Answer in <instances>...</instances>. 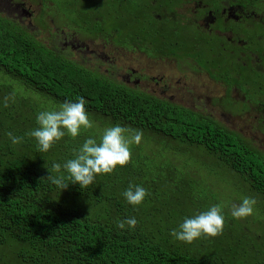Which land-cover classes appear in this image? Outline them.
Returning a JSON list of instances; mask_svg holds the SVG:
<instances>
[{"label": "trees", "instance_id": "16d2710c", "mask_svg": "<svg viewBox=\"0 0 264 264\" xmlns=\"http://www.w3.org/2000/svg\"><path fill=\"white\" fill-rule=\"evenodd\" d=\"M0 70L27 93L45 99L40 101L44 111L84 97L94 123L76 138L66 134L43 153L36 140L25 135L38 127L36 103L31 102L30 116L23 104L5 108L0 96V264H258L264 259V247L255 235L247 239L246 227H234L232 221L221 235L191 244L170 235L185 218L205 211V205L219 204L214 196L219 188L211 194L217 200L198 195L201 169L182 161L183 155L232 172L257 199L254 212L264 218V159L229 130L189 109L63 63L1 18ZM116 124L143 132L141 142L131 146L129 164L97 175L85 189L70 184L60 191L46 179L49 173L55 175L53 163L63 165L86 138L99 142L103 130ZM9 131L24 136V142L12 145ZM144 145L164 149L171 163L189 175L178 180L168 168L149 169L151 152L142 154ZM217 175L208 171L212 180ZM130 183L151 193L141 205L129 204L122 195ZM67 197L85 207L66 205ZM234 200L226 202L230 211ZM130 217L138 221L134 229L117 227L118 221Z\"/></svg>", "mask_w": 264, "mask_h": 264}, {"label": "flooded vegetation", "instance_id": "af4514ba", "mask_svg": "<svg viewBox=\"0 0 264 264\" xmlns=\"http://www.w3.org/2000/svg\"><path fill=\"white\" fill-rule=\"evenodd\" d=\"M61 2L80 24L53 0H0V18L63 63L219 123L264 159V0ZM122 32L136 47L158 38L156 58L118 47L113 34ZM195 53L206 70L195 68Z\"/></svg>", "mask_w": 264, "mask_h": 264}, {"label": "clouds", "instance_id": "9594fccd", "mask_svg": "<svg viewBox=\"0 0 264 264\" xmlns=\"http://www.w3.org/2000/svg\"><path fill=\"white\" fill-rule=\"evenodd\" d=\"M2 99L5 108L9 107L10 101L15 102L14 94L6 95ZM86 103L84 97H76L75 102L65 101L58 109L41 111L36 116L38 127L25 135L34 138L38 151L43 153L48 152L66 134L72 138L78 137L81 129L94 127L86 110ZM6 135L14 146L24 142V136L15 135L11 131ZM142 136L141 130H131L119 124L106 127L99 142L95 138H86L78 150L74 149V158L67 160L63 165L53 163L52 171L55 175L49 173L46 179L60 191L66 190L70 184H79L81 189L88 188L94 183L97 175L112 174L118 165L124 167L129 164L132 158L131 146L138 145ZM122 195L129 204L138 206L151 193L140 185L130 183ZM256 204L255 197L245 196L241 203L232 205L231 216L235 219L252 216ZM223 207L222 203L216 204L207 211L185 218L177 228L171 230L170 235L175 240L187 244L205 236L221 235L226 223ZM137 224V219L130 217L118 221L117 227L123 230L127 225L128 228L134 229Z\"/></svg>", "mask_w": 264, "mask_h": 264}, {"label": "rangeland", "instance_id": "374dc122", "mask_svg": "<svg viewBox=\"0 0 264 264\" xmlns=\"http://www.w3.org/2000/svg\"><path fill=\"white\" fill-rule=\"evenodd\" d=\"M54 2L57 3V8L60 9V12H58V14L60 16H64L65 18L68 17L70 19V23H74L76 22L77 24H80V16L78 15V12L75 11L74 8H70V10L66 7V5L62 4L61 0H53ZM66 1H70L71 3H73L76 6H80V0H66ZM160 1H164V0H160ZM64 2V0H63ZM171 0H166V3H170ZM56 8V10H58ZM57 13V12H56ZM80 13V12H79ZM82 17V16H81ZM136 22V20H135ZM133 28H137V26H132ZM132 33V30L129 31V34ZM124 32H122V35L120 33L118 34H113V38L116 40V45L118 47L124 48L127 51L133 52L132 47L134 46L133 44H131L128 40H125V37L123 36ZM158 38H155L152 40V42H154L153 45H151V47L147 46V45H142L139 47L134 46L137 50L136 52H139L140 54H143L145 57L149 58V59H154L156 58V56L158 55V53L154 52V48H155V44L156 41H158ZM184 41V40H183ZM185 51L188 49L187 46L184 47ZM170 51V50H169ZM173 52V51H172ZM189 53V52H188ZM157 54V55H156ZM190 55V54H189ZM172 56H176L174 53H172ZM186 57L187 53H186ZM191 61H193L195 68H201L205 67V58L203 56H200V53H195L193 54V56L191 55L190 57ZM173 66L175 67L176 70H178V64L176 65L175 62H172ZM180 67H182V69L184 71L188 70L184 67V63H181L179 65V69ZM193 67V66H192ZM181 70V69H180ZM206 70V67H205ZM212 76L216 79H219L220 76L216 73H213ZM18 80L13 79L12 77H10L9 75H7L5 72L0 70V96L4 97L6 95H13L15 96V102H9V106H15L17 109L20 108V105L23 104L24 105V109L26 111L25 114H28L31 116L32 111H31V102L33 101V104L36 103L37 108L39 109L37 113H40L41 111H44L43 109V104L40 102H44L45 99H41V96L39 94H36L34 92L31 93H27L23 87L17 82ZM11 86L12 88H7ZM21 98H29V100H18V97ZM50 109H47L46 111H48ZM150 158L148 160V165H149V169H156V168H168L169 170H171L174 174H176V177L178 178V180H181L184 177H187L189 174H184V168L180 165H177L175 162L170 161V158L167 157L164 152V149H160L159 147H150L149 145H144L143 150H142V154L145 153H150ZM176 156V155H174ZM182 161H184L185 163L187 162L188 164H191L195 167H198L199 169H201V178H202V183L203 186L201 188L202 191L201 194H198L199 196L206 198L207 200L208 198L210 199H215L218 197V203L219 204H223L224 207L222 209L223 214L225 216V220L226 223L228 221H232V223L234 224V227L236 226H244L247 229V239H252L255 235V238L257 240V242H259L262 247H264V218L261 219V216L259 218L258 212L255 211L254 214L252 216L246 217V218H242V219H235L231 216V211L229 210V208L227 207L229 203H226L227 201H229V199H236L233 201V204H239L242 202V199L245 196H251V194L247 191V188H245V186H243L239 180H237L234 175L232 174V172L228 171L227 169H219L217 168L216 165H213L211 163H203L202 161H200L199 159L193 157V156H180L179 157ZM173 160V159H172ZM190 168H193L191 166H189ZM208 171H214L217 172V177L210 179V177H208ZM218 188L220 189L219 194L216 195L212 190L217 191ZM240 193L239 195L234 196L237 193ZM211 194H215L214 197ZM65 201L67 202L66 205H70V206H77V207H81L84 208L85 205L81 202H79V200L72 198V197H67L65 198ZM210 206L209 205H205V211L209 210ZM230 211V213H229ZM263 216V215H262ZM225 223V225H226ZM226 227V226H225ZM209 242H206V245H209ZM259 248H261L260 245H257ZM264 251V248L262 249V252ZM258 264H264V259H258L257 260Z\"/></svg>", "mask_w": 264, "mask_h": 264}]
</instances>
